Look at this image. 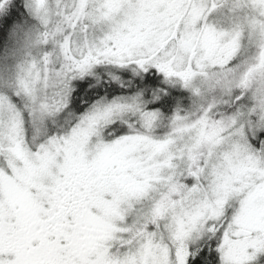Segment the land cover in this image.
I'll list each match as a JSON object with an SVG mask.
<instances>
[{
    "label": "snow or ice",
    "instance_id": "obj_1",
    "mask_svg": "<svg viewBox=\"0 0 264 264\" xmlns=\"http://www.w3.org/2000/svg\"><path fill=\"white\" fill-rule=\"evenodd\" d=\"M0 264H264V0H0Z\"/></svg>",
    "mask_w": 264,
    "mask_h": 264
}]
</instances>
